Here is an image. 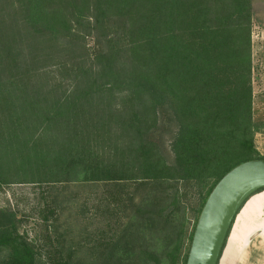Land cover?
Returning a JSON list of instances; mask_svg holds the SVG:
<instances>
[{
	"label": "trees",
	"instance_id": "trees-1",
	"mask_svg": "<svg viewBox=\"0 0 264 264\" xmlns=\"http://www.w3.org/2000/svg\"><path fill=\"white\" fill-rule=\"evenodd\" d=\"M251 31L252 0H0V189H37L30 215L0 207V264H78L58 232L69 184L102 188L92 264H185L218 180L264 160Z\"/></svg>",
	"mask_w": 264,
	"mask_h": 264
},
{
	"label": "rangeland",
	"instance_id": "rangeland-1",
	"mask_svg": "<svg viewBox=\"0 0 264 264\" xmlns=\"http://www.w3.org/2000/svg\"><path fill=\"white\" fill-rule=\"evenodd\" d=\"M252 86L254 93V120L259 123V130L254 135V143L257 151L264 155V0H252ZM92 40H89L91 45ZM176 129V125L170 117L165 120H159L156 137L159 141L163 153L171 162L173 157L169 150V142ZM75 184L65 185L67 190H64L67 195L63 194L67 209L61 218L60 230L65 232L67 244H71L75 251V258L78 259V264H92L91 257L88 256L86 245L91 243L94 237V232L103 228L106 222V215H103V201L97 198V194L102 193V188L94 192H89L80 187H74ZM72 190L71 192L69 190ZM79 192V199L75 203L73 200L74 192ZM37 192L36 186L27 184H14L4 186L0 189V207H13L15 210L21 211L24 214L31 213L34 206L33 199ZM71 197H69V196ZM96 197V198H95ZM190 202V206L185 209V214L188 221V231L191 230L194 220V209L197 208L195 198ZM81 211V214L79 213ZM30 215V214H29ZM36 215V214H35ZM35 215L26 217L27 222H23L22 229L28 232L31 238H40L43 232V227ZM56 223V222H55ZM187 242L185 240L183 251ZM71 246V247H72ZM3 255L0 254V258ZM79 257V258H78Z\"/></svg>",
	"mask_w": 264,
	"mask_h": 264
},
{
	"label": "water",
	"instance_id": "water-1",
	"mask_svg": "<svg viewBox=\"0 0 264 264\" xmlns=\"http://www.w3.org/2000/svg\"><path fill=\"white\" fill-rule=\"evenodd\" d=\"M264 188V160H248L223 175L198 216L185 264H217L227 233L246 200Z\"/></svg>",
	"mask_w": 264,
	"mask_h": 264
},
{
	"label": "crops",
	"instance_id": "crops-1",
	"mask_svg": "<svg viewBox=\"0 0 264 264\" xmlns=\"http://www.w3.org/2000/svg\"><path fill=\"white\" fill-rule=\"evenodd\" d=\"M218 264H264V190L252 194L238 211Z\"/></svg>",
	"mask_w": 264,
	"mask_h": 264
}]
</instances>
